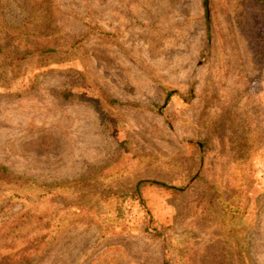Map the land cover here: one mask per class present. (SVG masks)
<instances>
[{"label":"rangeland","instance_id":"374dc122","mask_svg":"<svg viewBox=\"0 0 264 264\" xmlns=\"http://www.w3.org/2000/svg\"><path fill=\"white\" fill-rule=\"evenodd\" d=\"M208 9L0 0V264H264V6Z\"/></svg>","mask_w":264,"mask_h":264},{"label":"trees","instance_id":"16d2710c","mask_svg":"<svg viewBox=\"0 0 264 264\" xmlns=\"http://www.w3.org/2000/svg\"><path fill=\"white\" fill-rule=\"evenodd\" d=\"M257 1H259L264 6V0H257ZM208 2H209V0H201L203 19H204V23H205L206 28H207V24H208V10H209L208 9ZM175 93H176L175 90L166 91L163 103H165L166 100H168V98L172 94H175ZM159 184L164 185L163 183H159ZM169 188L175 189V190H180L181 189V187H175V186H169Z\"/></svg>","mask_w":264,"mask_h":264}]
</instances>
